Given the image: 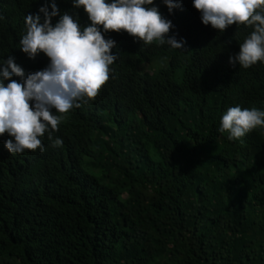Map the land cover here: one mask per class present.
<instances>
[{
    "label": "trees",
    "instance_id": "trees-1",
    "mask_svg": "<svg viewBox=\"0 0 264 264\" xmlns=\"http://www.w3.org/2000/svg\"><path fill=\"white\" fill-rule=\"evenodd\" d=\"M42 2L0 0V57H20ZM181 3L160 12L184 49L105 34L118 59L52 133L62 146L45 134L43 152L9 154L0 136V264H264V128L218 131L231 106L264 109V63L230 66L250 29L219 32Z\"/></svg>",
    "mask_w": 264,
    "mask_h": 264
},
{
    "label": "clouds",
    "instance_id": "clouds-1",
    "mask_svg": "<svg viewBox=\"0 0 264 264\" xmlns=\"http://www.w3.org/2000/svg\"><path fill=\"white\" fill-rule=\"evenodd\" d=\"M70 4L83 10L87 23L82 24L74 11H61L55 0H43L24 17L20 57H0V136L7 134L3 146L9 154L43 152L45 134L52 147L62 146L52 133L65 114L96 97L118 59V51H113L116 41L105 35L109 31L123 30L146 46L185 48L183 37L169 34L174 25L160 12L171 17L174 9L182 8L181 0H70ZM191 4L201 24L219 32L233 24L250 29L238 51L227 57L230 66L248 69L264 63V0H191ZM43 55L45 67L29 72ZM256 128H264V109L235 105L220 117L218 131L226 132L229 140H241Z\"/></svg>",
    "mask_w": 264,
    "mask_h": 264
},
{
    "label": "rangeland",
    "instance_id": "rangeland-1",
    "mask_svg": "<svg viewBox=\"0 0 264 264\" xmlns=\"http://www.w3.org/2000/svg\"><path fill=\"white\" fill-rule=\"evenodd\" d=\"M180 77V70H178L175 74H174V79L178 80Z\"/></svg>",
    "mask_w": 264,
    "mask_h": 264
}]
</instances>
